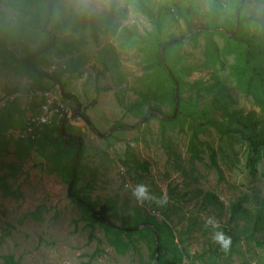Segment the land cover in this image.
Listing matches in <instances>:
<instances>
[{
	"label": "rangeland",
	"instance_id": "374dc122",
	"mask_svg": "<svg viewBox=\"0 0 264 264\" xmlns=\"http://www.w3.org/2000/svg\"><path fill=\"white\" fill-rule=\"evenodd\" d=\"M220 1L219 23H233L241 0ZM213 2L152 0L151 18L139 11L138 0H56L49 29L58 43L43 55L37 70L62 77L65 93L79 99L95 132L81 118L66 126L67 134L82 140L74 197L68 174L54 170L64 148L59 134L28 145L29 156L20 157L13 142L9 152L0 153L1 256H14L18 264H157L150 236L107 231L78 206L77 198L83 197L119 228L147 218L161 229L168 224L173 238L167 233L158 245L164 264H264V111L232 74L238 62L235 41L214 36L222 67L215 57V63L210 61L205 35L189 38L191 31L209 28ZM13 3L0 0V27L10 34V49L23 59L42 46L45 36L26 29L27 17ZM111 6L127 8V18L115 34L104 32L96 43L82 22ZM263 12L262 4L245 0V15ZM76 15V28H65ZM255 31L246 28L244 34L253 40ZM172 39L180 43L168 54L179 80L180 115L164 124L175 114L177 85L161 71L158 51ZM214 77L229 90L230 112H238L239 120L224 119L214 109L212 94L203 90ZM38 85L62 93L24 66H0L2 130L28 117L37 101L26 95ZM16 96L20 102L13 103ZM138 103L143 106L134 108ZM151 111L156 118L150 119ZM117 123L127 128L110 131ZM238 127L262 142L263 149L256 152L240 134L225 133ZM10 138L16 140L14 133ZM77 148L78 143L71 159ZM139 186L147 189V198L137 197ZM219 233L230 241L227 247L216 239ZM117 241L123 244L119 249Z\"/></svg>",
	"mask_w": 264,
	"mask_h": 264
},
{
	"label": "trees",
	"instance_id": "16d2710c",
	"mask_svg": "<svg viewBox=\"0 0 264 264\" xmlns=\"http://www.w3.org/2000/svg\"><path fill=\"white\" fill-rule=\"evenodd\" d=\"M151 1L152 0H138V9L143 15L152 18L153 15L149 6ZM213 1L214 2L211 12L212 23L210 24L209 28H200L196 31H191V35L189 38L195 40L200 35H205L207 37V44L210 50L208 53L210 61L215 63L216 58L217 63L221 64L222 67L223 63L220 57V50L216 42L214 41V36H224L229 40L235 41L238 45V62L233 67L232 74L238 81V87L241 89V91L252 96L255 105L264 111V12L259 15H245V0H241V3L237 6L235 21L233 23H229L228 21L219 23L223 4L220 0ZM255 1L264 6V0ZM55 3L56 0H14L13 5L15 9L24 13L27 17L25 23L26 29L28 31L40 32L45 36V40L40 48L32 53H28L25 58L20 59L10 49V44L8 42V40L10 39V34L4 28L0 27V66H2L4 69H11L15 65H21L24 66L30 73L36 75L41 82L46 79L53 82L54 85H57L61 88V94L65 100H68L69 102H75L76 110L74 114H76V116L65 117L58 123H55L51 126L42 127L37 131V135L34 140L19 139L12 141L9 137L10 131L19 129L24 126L25 120L22 121L20 125H14L10 127L9 125H6L3 130L1 129L0 125V153L9 152V150L12 149L11 143L13 142V148L16 149V153L19 154L20 157L29 156L30 147L28 145L36 143L39 140L51 141V137L53 134H59L61 136V141L64 144V148H60L59 150V160L56 161L57 163L55 164L54 170L65 172L68 174L70 178L69 193L74 197L78 195L77 193H75L74 195L73 189L78 183V168L80 160L78 159L77 166L74 167L75 156L71 159L69 157V153L73 148L75 149L79 138L75 135L67 133L66 134L69 136V138H66L62 132V127H65L66 132V126L68 122L75 118L83 119L94 132L95 127L91 119L88 117L86 111L83 110L82 104L80 103L79 99L75 95H67L65 93L64 85L61 81L62 77L59 74H49L47 72H41L37 70V63L42 59L43 55L49 50L54 49L58 43L57 35L53 30L49 29V25L52 22L55 14ZM127 15V8L116 9L115 7L111 6L110 10L105 11L100 17H88L84 19L82 25L84 27L90 28L93 41L98 43L101 35L104 32L109 35L115 34L119 29L121 22L126 20ZM79 19V15L73 16L71 21L66 23L65 28H76V26L79 24ZM252 27L258 29V33L256 34L255 31V33H253L251 37L254 38L253 40H251L246 36V34H244L246 28ZM228 35L230 36L228 37ZM178 45H180L179 40L172 39L171 42L161 43L158 51V64L161 71L167 75V77L173 84L177 85L172 93V98L176 108L177 102L179 108L181 100L178 89L179 80L169 63L168 54H170ZM213 57H215L214 61ZM66 69L67 66H65V68H61L60 70L65 71ZM176 90L178 91L177 95ZM203 90L206 93L212 94V105L214 109L222 112V117L224 119L239 120L240 115L238 112H230V107L233 103V99L229 93V90L217 77H214L213 83H211V85L209 86H205ZM31 91L44 92L52 90H49L47 87L38 85L36 88H32L28 93H30ZM20 99L21 96H16L12 101L13 103L20 102ZM95 102L96 101H94L93 104H96ZM142 106L143 103H138L134 108H139ZM17 111L20 112L21 110L17 109ZM177 112L178 111H175L176 115L174 114V116L171 118H164L162 120L163 123L171 124L177 121L180 115L177 114ZM150 113V119L156 118V112L151 111ZM115 128L125 130L127 126L123 125L122 123H117L110 131H113ZM132 128L138 129L139 127L134 126ZM225 133L240 134L241 138L245 141H248L250 145L253 146V149L256 152H259L263 149L262 142L252 137L248 132L240 127L236 129H228L225 131ZM196 140L197 134L194 135V138L191 142V146L193 149H195L196 147L194 144ZM76 203L84 210V212L89 216V218H91V220L100 223L109 232H114L117 234L125 233L129 237L134 234L150 236L153 242L158 241V245L161 243L162 237L167 233L171 238H173L172 230L166 223L163 224L164 228L161 229L156 225L154 220H152L151 218H147L141 223L134 225L132 228L123 229L111 224L108 218H106L102 213L96 211V207L92 203H90L87 198L79 197L77 198ZM114 244L118 249L121 245H123L121 241H117ZM127 248L128 247L126 246V244H124L123 250ZM162 251L163 247L158 246L157 255L159 256V264H164ZM0 260H3L2 264H18L14 256L0 255ZM178 261L181 263L183 262V255L180 253H178Z\"/></svg>",
	"mask_w": 264,
	"mask_h": 264
},
{
	"label": "built area",
	"instance_id": "2783aa9c",
	"mask_svg": "<svg viewBox=\"0 0 264 264\" xmlns=\"http://www.w3.org/2000/svg\"><path fill=\"white\" fill-rule=\"evenodd\" d=\"M56 71V67H53ZM26 97L36 100L35 108L32 109L25 119L24 126L10 131V137L14 133L16 140H34L37 131L44 126H51L60 122L65 117H74L75 109L68 100H65L60 91H31Z\"/></svg>",
	"mask_w": 264,
	"mask_h": 264
},
{
	"label": "clouds",
	"instance_id": "9594fccd",
	"mask_svg": "<svg viewBox=\"0 0 264 264\" xmlns=\"http://www.w3.org/2000/svg\"><path fill=\"white\" fill-rule=\"evenodd\" d=\"M135 194L138 198H147V189L144 186H139ZM216 239L220 241L225 247L230 244V241L227 240L222 233L217 234Z\"/></svg>",
	"mask_w": 264,
	"mask_h": 264
},
{
	"label": "water",
	"instance_id": "95a60500",
	"mask_svg": "<svg viewBox=\"0 0 264 264\" xmlns=\"http://www.w3.org/2000/svg\"><path fill=\"white\" fill-rule=\"evenodd\" d=\"M177 90H176V95H177ZM177 109H178V102H177V108H176V111H177ZM76 115V114H75ZM150 115H151V113H150ZM176 115V114H175ZM149 118H146V119H144V121H142L141 123H146L147 122V120H148ZM92 129V128H91ZM62 132H63V134H64V136L66 137V138H69V136L66 134V132H65V127L63 126L62 127ZM96 135L97 136H103V135H101V134H97L96 133ZM78 149H77V152H76V155H75V160H74V167H76L77 166V163H78V159H79V154H80V151H81V143H82V140L81 139H79L78 140ZM156 248L158 249V241L156 242ZM157 264H159V256L157 255Z\"/></svg>",
	"mask_w": 264,
	"mask_h": 264
}]
</instances>
